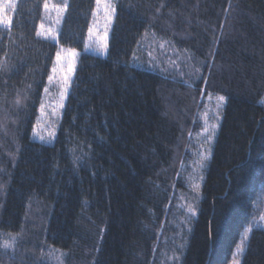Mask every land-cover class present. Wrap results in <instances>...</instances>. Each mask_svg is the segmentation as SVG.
<instances>
[{
  "label": "trees",
  "instance_id": "obj_1",
  "mask_svg": "<svg viewBox=\"0 0 264 264\" xmlns=\"http://www.w3.org/2000/svg\"><path fill=\"white\" fill-rule=\"evenodd\" d=\"M49 1L0 0V264H264V0H118L107 57L85 53L96 0H70L59 43L37 36ZM60 48L81 57L47 144ZM211 95L226 104L191 189Z\"/></svg>",
  "mask_w": 264,
  "mask_h": 264
},
{
  "label": "rangeland",
  "instance_id": "obj_2",
  "mask_svg": "<svg viewBox=\"0 0 264 264\" xmlns=\"http://www.w3.org/2000/svg\"><path fill=\"white\" fill-rule=\"evenodd\" d=\"M69 2L70 0H50L48 2L46 21L42 24L43 28H40V32L56 37L55 40H52L56 43H59V31L67 9L65 6H68ZM107 2L115 7V13H111V9H109V13L105 14L104 0L98 10L96 5V15L93 17L92 33H89L86 54L107 57L109 38L117 15L118 0H107ZM59 53L61 59L59 61L56 59L54 64L55 72L52 71L51 74L53 79L49 81L47 92L44 93L43 107L41 106L35 130V138L39 142L47 144H52L55 140L81 57L80 53L65 48H60ZM69 67L72 68L71 72H69ZM65 77L68 78L67 83H65ZM218 98V96H209L204 101V107L198 115L201 129L193 136L188 162L184 169L186 172L184 178L186 177L185 180L191 189H200L202 185L203 172L211 159L213 144L220 129L226 100L224 99L221 103ZM49 133H53V135L50 136ZM55 256V262L62 261L61 256Z\"/></svg>",
  "mask_w": 264,
  "mask_h": 264
},
{
  "label": "snow or ice",
  "instance_id": "obj_3",
  "mask_svg": "<svg viewBox=\"0 0 264 264\" xmlns=\"http://www.w3.org/2000/svg\"><path fill=\"white\" fill-rule=\"evenodd\" d=\"M101 2H102V0H96L97 10L100 8ZM6 6L7 7H14V4H8ZM65 7H67V5ZM44 8L46 11L48 10V4L47 3L44 4ZM109 9H111V13H113V14L115 13V7L112 6L109 2H107V0H104V11H105L106 15L109 13ZM57 11H59V9H57ZM93 15L94 16L96 15L95 11L93 12ZM11 24H12V21L7 16L0 17V27L8 29L11 27ZM41 28H43V25H41ZM89 33L90 34L92 33V28H89ZM37 36H42L43 38L49 39V40H55L56 39V37L51 36V35H45L42 32H37ZM56 59H57V61H59L61 59V55L59 52H57ZM52 71L55 72V68H53ZM71 71H72V68L69 67V72H71ZM52 79H53V77L49 76V81H51ZM67 80H68V78L65 77V83H67ZM45 92H47V88L45 89ZM218 99L222 103L225 98L223 96H220ZM49 135L52 136L53 133H49ZM41 138L43 139V137H41ZM209 139H211V137H209ZM204 158H206V157H204ZM191 211H194V210H191ZM262 219H264V218H262ZM250 231H251V228L248 229V232H250ZM247 238H248V233L246 232L244 235V240H247ZM243 251H244V245H243V241H242L241 246H239L237 248L236 255H241L243 253ZM234 264H240L239 260L234 259Z\"/></svg>",
  "mask_w": 264,
  "mask_h": 264
}]
</instances>
